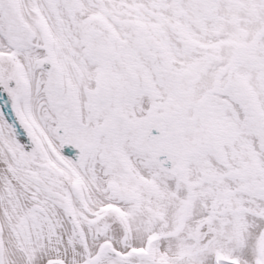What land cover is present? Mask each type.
I'll use <instances>...</instances> for the list:
<instances>
[{
    "label": "snow or ice",
    "instance_id": "1",
    "mask_svg": "<svg viewBox=\"0 0 264 264\" xmlns=\"http://www.w3.org/2000/svg\"><path fill=\"white\" fill-rule=\"evenodd\" d=\"M0 264H264V0H0Z\"/></svg>",
    "mask_w": 264,
    "mask_h": 264
}]
</instances>
